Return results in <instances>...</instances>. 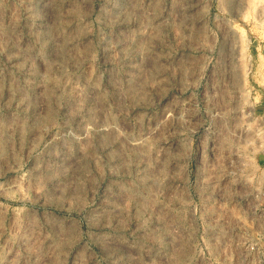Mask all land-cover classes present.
<instances>
[{
    "label": "rangeland",
    "instance_id": "rangeland-1",
    "mask_svg": "<svg viewBox=\"0 0 264 264\" xmlns=\"http://www.w3.org/2000/svg\"><path fill=\"white\" fill-rule=\"evenodd\" d=\"M263 191L264 0H0V264H264Z\"/></svg>",
    "mask_w": 264,
    "mask_h": 264
},
{
    "label": "built area",
    "instance_id": "built-area-1",
    "mask_svg": "<svg viewBox=\"0 0 264 264\" xmlns=\"http://www.w3.org/2000/svg\"><path fill=\"white\" fill-rule=\"evenodd\" d=\"M262 193L264 194V191H263ZM257 194H258V193H255V194L253 195V193H249V194H247V195H248V197H251V198H252V197H257V196H258ZM256 209H257V207H254V209H253L254 212L257 211ZM249 237L251 238L252 235H250Z\"/></svg>",
    "mask_w": 264,
    "mask_h": 264
}]
</instances>
